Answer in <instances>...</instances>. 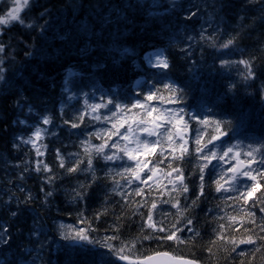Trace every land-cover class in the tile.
<instances>
[{"label":"trees","instance_id":"obj_1","mask_svg":"<svg viewBox=\"0 0 264 264\" xmlns=\"http://www.w3.org/2000/svg\"><path fill=\"white\" fill-rule=\"evenodd\" d=\"M14 5L0 0V19ZM0 47V264H121L157 251L264 264V175L245 199L252 184L224 186L202 149L224 136L264 162V0H29L0 23ZM154 52L161 66L148 65ZM135 100L207 115L190 120L187 144L166 132L152 157L165 179L153 184L102 154L152 118ZM38 125L35 148L25 140ZM174 228L178 239L156 242Z\"/></svg>","mask_w":264,"mask_h":264},{"label":"snow or ice","instance_id":"obj_2","mask_svg":"<svg viewBox=\"0 0 264 264\" xmlns=\"http://www.w3.org/2000/svg\"><path fill=\"white\" fill-rule=\"evenodd\" d=\"M194 15V14H193ZM229 43H231V41H229ZM0 50H3L2 47H0ZM163 67L167 68L168 65L164 64ZM156 98V94L153 92H149L146 99L149 101H152ZM133 107H140L143 108V104L140 103L139 100L136 101V103L133 105ZM157 111V109L153 108L151 109V111L148 112L149 117L153 116V113H155ZM183 111V110H181ZM175 114L173 113H169L167 116H165L164 114H161V116L158 119H168L169 117H173L174 118ZM157 118L153 117L152 121H150L149 123H151L153 125V127H147V128H143L142 131L148 132L149 134H154V127H155V120ZM182 119V118H181ZM181 119H175L174 122L175 124L179 125V123L181 122ZM44 123H48L47 120L44 121ZM204 123H207V120L204 121ZM219 123V122H217ZM221 135H224L222 132L220 133ZM37 135H39V133H37ZM125 140L129 139V136H125L124 137ZM169 139H171V136H169ZM218 137L217 136H212V140L215 141L217 140ZM200 141L197 140V144H199ZM115 146V145H113ZM143 151L141 152L139 147H137L135 150H129L127 151V155L131 158H135L138 160L137 163V174L140 171H143V169L147 168V164L146 163H139V156L141 155H147L150 153H155L156 151V145H153L151 147H149L147 144H145L143 146ZM200 149L197 148V152H199ZM228 152H231V149L228 150ZM228 152H225L223 157H220L221 160H224V158L228 155ZM249 156L252 155V153L248 154ZM237 156H239V153H237ZM216 157V154L213 152L211 156L208 157H204L205 160L209 161V163H211L212 160H214ZM111 159V158H110ZM241 164H243L244 162L241 161ZM240 165L238 164L236 167L233 168H229L228 171L231 173H235L239 170ZM203 171V169L201 170ZM245 176L250 177V179L254 182L252 183L251 187L248 188L246 191L242 192L241 195L245 198V199H249L251 198L257 191L258 189L261 187V185L256 182L257 181V176L253 175L252 173L245 171L244 172ZM261 175H264V173H261ZM152 176H148V180H151ZM201 179H203V177H201ZM219 183V182H218ZM220 188L223 187V185L219 186ZM219 191V188L217 189ZM15 214V213H13ZM149 219H151V217H149ZM187 224L190 226L192 224L191 220H188ZM178 229H172V234L169 235L167 233L163 234L162 236L159 237V239H157V243H168L169 241H175V239H178L177 237H175V231H177ZM78 235H80L81 239H86L87 237L81 235L80 233H78ZM249 243L251 241H248ZM243 243V241H242ZM108 247L112 250L115 251V249L111 246L108 245ZM120 259L121 260H127L128 264H193L192 261H188V260H184V259H173L167 252H154L152 255H146L144 256L142 259H136V260H132L129 259L128 256H124V255H120Z\"/></svg>","mask_w":264,"mask_h":264},{"label":"rangeland","instance_id":"obj_3","mask_svg":"<svg viewBox=\"0 0 264 264\" xmlns=\"http://www.w3.org/2000/svg\"><path fill=\"white\" fill-rule=\"evenodd\" d=\"M29 0H16V4L15 6H13L9 11L8 13L2 17L0 19V23L3 25V24H7V23H10L11 20L13 19H17L20 15V13L23 11L26 3L28 2ZM153 63H156V64H159L161 63V59H160V55L156 54L152 60ZM99 106L96 105V110H98ZM90 109H94V108H90ZM158 110H159V116H161V114H164L165 116H167L169 113H171L172 111L175 112L173 114H175L174 118L173 117H169L168 119H163V124H169L170 122H174L175 119H181L180 116L177 117V113H178V110L176 111V109H171V112L169 111V108L166 106V107H158ZM180 125H185L186 124V121L181 119V122L179 123ZM149 126V125H148ZM177 126V124H176ZM146 127V125H145ZM144 127V128H145ZM42 130H43V127L41 126H38L33 133H31L27 138H26V142L28 144H30L31 146H34L35 148H37L39 146V142L42 138ZM37 133H39V135H37ZM136 145V144H134ZM105 146L102 147V149H104ZM225 152H228V149L225 151ZM231 152H228V155L226 156V159L230 162V154ZM141 163V162H140ZM256 167H252V168H249L248 172L250 173H254ZM258 169V167H257ZM153 172H157V169L154 167L153 168ZM228 176H229V181H233V180H238L240 179L241 177H244V178H249L248 176H245L244 173L242 174H239L237 172L235 173H231V172H228ZM78 233V232H77Z\"/></svg>","mask_w":264,"mask_h":264},{"label":"water","instance_id":"obj_4","mask_svg":"<svg viewBox=\"0 0 264 264\" xmlns=\"http://www.w3.org/2000/svg\"><path fill=\"white\" fill-rule=\"evenodd\" d=\"M240 162H241V160L238 159V164L240 165L239 170H243V169L245 168L246 164H245V163L241 164ZM168 254H169V253H168ZM169 255H170L173 259H184V260L192 261L193 264H199L198 262H196L195 260H192V259H188V258H184V257H176V256H173V255H171V254H169ZM129 259H131V258H129ZM119 260H120L121 262L125 263V264H128V261H127V260H121L120 257H119ZM132 260H136V259H132Z\"/></svg>","mask_w":264,"mask_h":264},{"label":"bare ground","instance_id":"obj_5","mask_svg":"<svg viewBox=\"0 0 264 264\" xmlns=\"http://www.w3.org/2000/svg\"><path fill=\"white\" fill-rule=\"evenodd\" d=\"M148 58V57H147Z\"/></svg>","mask_w":264,"mask_h":264}]
</instances>
